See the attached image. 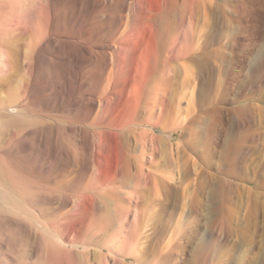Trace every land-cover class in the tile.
Here are the masks:
<instances>
[{
  "label": "bare ground",
  "instance_id": "bare-ground-1",
  "mask_svg": "<svg viewBox=\"0 0 264 264\" xmlns=\"http://www.w3.org/2000/svg\"><path fill=\"white\" fill-rule=\"evenodd\" d=\"M28 1L3 0V8L10 2L16 8L4 24L8 29L22 23L21 9ZM40 1L30 3L34 6ZM202 1L183 0L185 10L192 7V32L178 29L187 16L173 13L180 0H93L95 13L73 23L68 22L66 12L60 21L56 7L50 5L38 27V41L61 36L78 39L85 59L78 68L74 102L54 100L41 111L25 103L0 102V134L5 137L0 140V256H4L0 264L157 263L156 209L171 204L177 192L173 141L167 135L180 129L186 138L182 145L176 142L177 152L187 157L186 148L194 149L201 137L198 125L202 129L205 123V116H199L196 109L202 108L214 89L213 55L201 45ZM38 41L33 50L36 55L28 58L27 65L20 63L29 74L26 89L39 76L35 62L43 46ZM2 46L0 74L8 72L13 61L8 46V50ZM17 56L13 58L20 62ZM191 72L207 85L187 111L181 101ZM260 75L258 71L254 77ZM236 110L243 112L246 107ZM45 129L51 140L48 149ZM25 134L34 140L29 148L20 143ZM162 145L165 163L158 155ZM80 156L86 160L83 167ZM193 162L187 158L182 176L190 178ZM197 187L202 184L198 182ZM199 202L192 198L193 205ZM65 204L70 209L65 211ZM131 206L135 209L132 220ZM197 247L202 252L203 244Z\"/></svg>",
  "mask_w": 264,
  "mask_h": 264
},
{
  "label": "rangeland",
  "instance_id": "rangeland-1",
  "mask_svg": "<svg viewBox=\"0 0 264 264\" xmlns=\"http://www.w3.org/2000/svg\"><path fill=\"white\" fill-rule=\"evenodd\" d=\"M30 1L34 3L35 0ZM30 1L21 9L22 12L24 9L22 23L15 25V29L10 25L12 28L8 29L7 20H11L16 8L14 3L10 4L12 2L5 4L3 8V0H0V44L3 45L0 46H8L13 60L8 72L0 74L1 84L5 82L0 85V102L6 101L14 105L25 103V107L41 111L54 100L75 101L78 68L85 59L83 50L80 49L83 44L78 39L61 36L59 40L51 38L52 40L47 39L48 42L38 41L41 33V28L38 27L44 21L45 12L54 5L59 20L63 19V13L66 12L68 22L73 23V20L83 22L89 19L91 13H95V8L93 0H41L42 5L39 3L33 4L34 6ZM202 3L201 13L204 16L199 26L203 28L204 35L201 45H204L203 51L213 55L211 64L215 78L214 89L208 94L210 99L198 112L196 109V113L204 115V122L209 125L202 123V129L198 125L200 131L204 130L197 131L201 137L196 140V147L186 148L187 157L177 152L178 143L181 141L182 145L186 138L180 135V129L174 128L167 135L173 141V183L177 192L171 204L157 206L156 209V215H159L156 218L157 234L155 233L154 238L159 246L156 264H264V0H203ZM64 4L67 5L65 11ZM179 5L173 13H187V16L185 23H181L178 29L181 31L188 28L192 32L195 27L190 23L189 17L192 7L189 5L185 10L183 0H180ZM36 41L42 44L43 51L36 57L39 78L32 81L34 88L33 84L30 87L34 91L29 87L32 91V98H29L30 89H26L28 70L20 63L23 61L28 64V58L35 54L33 50ZM14 50V54H20V62L16 61L17 55L12 52ZM258 71L263 76L254 77ZM207 74L208 72L205 76ZM205 84L204 78L196 79L195 72L189 74L187 94L181 101L185 110L188 111L192 103L197 101L201 89L207 85ZM240 106L246 107V111H237ZM247 108L252 109V114L247 112ZM189 115L191 118L193 113L191 117ZM211 126L215 130L212 128L208 132ZM48 132L49 130L44 132L46 149L51 141ZM155 132L159 134L161 131L157 129ZM26 136L28 135L22 136L20 143L22 147L29 148L34 140ZM0 137V140L5 138L2 135ZM164 147L162 145V150L158 153L161 160L166 156ZM30 158H25L29 164L32 163ZM83 158H78L82 167L86 163ZM187 158L194 161L190 178L182 176L186 170ZM165 160L163 158L162 161L165 163ZM81 176L78 174L77 178L80 179ZM198 182L202 184V188L197 187ZM183 195L185 199H182ZM194 197L200 199L196 205L192 204ZM62 200L66 203L67 197ZM66 206L69 205L65 204L64 210L70 209V206ZM132 207L134 206L128 208L129 211L132 210L129 212L130 220L135 213ZM200 242L203 244L202 252L197 247H200ZM164 255H167L166 259H162ZM2 258L4 256H0Z\"/></svg>",
  "mask_w": 264,
  "mask_h": 264
}]
</instances>
